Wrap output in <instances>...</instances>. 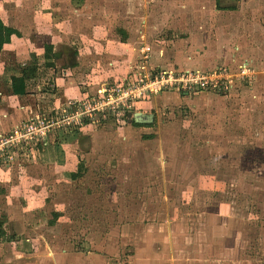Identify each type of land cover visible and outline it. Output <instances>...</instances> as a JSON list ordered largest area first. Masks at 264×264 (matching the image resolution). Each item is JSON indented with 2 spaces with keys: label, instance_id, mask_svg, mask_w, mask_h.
Here are the masks:
<instances>
[{
  "label": "rangeland",
  "instance_id": "1",
  "mask_svg": "<svg viewBox=\"0 0 264 264\" xmlns=\"http://www.w3.org/2000/svg\"><path fill=\"white\" fill-rule=\"evenodd\" d=\"M34 2L36 0L0 1L11 12L17 11L16 7L25 11V8L34 6ZM220 3L233 8H217L215 0H43L41 5L51 9L55 18L71 20L72 28L81 35L80 41L94 34L97 40L104 36L121 41L127 34L132 35L133 28L142 20L140 23L155 25L153 32L158 38L154 36V40L159 39L162 45L167 40L174 41V44L184 42L181 49L175 45L173 52L178 47L179 53L189 50L188 53L198 57L197 51L207 48L204 53L206 63L198 65H209L211 61L207 67L226 64L235 68L248 59L258 74L249 82L236 84L226 95L207 91L187 94L188 97L178 92L176 96L164 95V92L154 94L149 100L132 107V114L141 111L153 115L150 126L140 131L137 138H130V141L120 139L117 143V138H111L108 142L111 148L108 145L90 146L93 155H89V159L92 160L77 180L68 176L70 179L66 182L53 183L51 178H47L46 184H50L48 193H45L48 205L41 207L38 202L45 196L44 192L30 188L24 193L14 192L18 202L13 201L9 205L3 199L5 191L0 185V218L25 216L26 227L36 228L39 223L46 226L40 230L44 229L46 241L58 249L91 250L96 244L105 243L103 238H107L109 232L116 239L118 233L127 232L131 238L122 242L124 253L110 254L109 257L114 264H132L128 257L132 252L129 247L135 248L142 243L148 251L146 247L150 237L155 236L156 240L163 236L166 228L168 230L165 217L171 208L164 195L173 196L175 203L189 196L193 199V202L189 201L193 206L180 204L178 209L180 215L194 219L191 223L184 218L179 219L169 226V230L175 232L177 246H180L184 234L189 236L187 245H197L215 243L222 232H228L226 242L229 246H236L244 258H259L258 264H264V0H220ZM49 16L51 18V14ZM37 24H42V20ZM72 33L71 29L61 38L72 44ZM166 44L173 46L168 41ZM38 46L35 44L34 48L39 49ZM72 46L75 48L76 44ZM132 114L124 122L113 124L123 126L130 122ZM69 139L63 138L65 142ZM121 141L127 142L123 145ZM107 149L142 152L140 160L121 159L125 173L131 174L135 180L143 178V184L150 175V182L157 184L158 190H142L139 197L142 200L135 207L113 203L114 198L119 197V176L112 172V175H107L106 165L111 166V160L100 156ZM31 150L15 152L16 161L9 168L0 166V172L33 166L43 150L40 147ZM75 150L79 149L76 147ZM181 172L188 174L193 182L199 179L204 187L183 194L180 189ZM37 175L38 178L42 176ZM37 175L27 174L30 179ZM2 179L3 175H0ZM170 182H174L172 192L165 189L172 185ZM35 187L37 183L31 188ZM122 193L123 200L134 198L133 192L131 195L128 191ZM196 200L209 204L201 218L197 214L202 208H198ZM217 202L231 203L236 216L226 221L227 229L223 231L215 227L214 205ZM134 215H144L147 221L129 222L128 219ZM155 216L157 218L152 222L151 218ZM203 216H206L205 220ZM43 219H47L46 225L41 223ZM138 231L146 232L142 236L147 240L133 238ZM236 232L237 241L233 240ZM157 243L160 242L153 244L156 246Z\"/></svg>",
  "mask_w": 264,
  "mask_h": 264
},
{
  "label": "crops",
  "instance_id": "2",
  "mask_svg": "<svg viewBox=\"0 0 264 264\" xmlns=\"http://www.w3.org/2000/svg\"><path fill=\"white\" fill-rule=\"evenodd\" d=\"M42 1L36 0L34 6L25 8L26 12L23 11L24 8L18 7H16L17 11L13 10L11 12L12 10L0 3L2 21L18 32L10 36L9 42L3 45L0 52V132L9 130L39 108L59 105L68 99H83L93 94L98 87L120 83L126 78H132L135 72L139 70V66L142 64L140 59L144 56L147 57L144 63L146 68H196L197 66L203 68L211 63L209 61V65H198L206 63L204 53L208 51L207 48L198 50V57L193 53H188L189 50H185V53H179L178 47L173 52L175 45H178L181 49L184 42L174 44V41L167 40L173 46L166 44L167 41L162 45V42L159 43V39L154 40V36L158 38L153 32L155 25L148 26L144 21L140 23L141 19L133 28L134 33L132 35L127 34L121 41L103 38L104 36L97 40L95 34L80 41L81 35L76 32L78 30L72 28L71 20L67 22V18H55V13L51 9L48 10L49 8L41 5ZM45 17H48V19ZM40 20H42V24H37ZM71 29L73 33L70 37L73 39H70V41L72 44H76L75 48L61 38L64 34H68ZM36 40H39L40 43H35ZM181 41H184V39H181ZM35 44L39 45V49L34 48ZM70 47L73 48L74 52ZM46 52H48L47 57ZM177 54L178 57H176ZM14 78H22V89L19 91L14 90ZM163 92L164 95L166 93V95L171 96L178 94L176 91ZM183 94L188 97L186 93ZM112 124V120H107L94 127L83 128L76 133L67 132L64 138L70 139L65 142L63 138H60L45 149L43 148V153L35 159L36 162L33 166H22L15 171L2 170L0 175H3V179L0 180V185L5 191L2 193L5 202L9 205L13 201L18 202V198L13 193L18 191L24 193L29 188L35 192L48 193L47 186H50V184H46L47 178H51L53 183L62 180L66 182L70 178L77 180L88 167L89 161L92 160L89 159V155H93L90 146L105 147L108 145L111 148V145L108 144L111 138H117L116 143L117 141L120 142V139L130 141V138H137L140 131L148 128L147 125H136L131 120L121 127ZM126 142L121 141V143H124L123 145ZM76 147L79 149L78 151L75 150ZM109 149H107L108 151L104 150L103 155L100 156H104L103 159L111 160V166L103 164L107 167V175L115 173L119 176L117 178L118 190H120L118 192L119 197L114 198L113 203L117 202L118 206L131 205L135 207L137 202L142 200L139 198L142 190H158L157 184L150 182V175L143 184V178L135 180L130 176L131 174L127 175L125 173L121 159L125 157V160L129 161H132V158L140 160L142 155L140 153L142 152L136 150L110 151ZM74 173H78V175L71 177ZM27 174H41L42 176L38 178L37 175L36 178L30 179ZM136 174H139V171ZM13 175L16 176L14 180H12ZM6 176H9V178ZM180 176L182 179L180 189L183 194H189L191 191H197L204 187L199 183V179L193 182L186 173L181 172ZM35 183H37V187L31 188ZM171 183L172 185L165 188L166 191L172 192L175 188L173 186L174 182ZM127 191L130 195L133 192L134 198L123 200L125 198L122 192ZM45 197L48 198L45 194L38 201L41 207L48 205ZM164 198L171 208V212L165 217L168 230L166 228L163 236L156 240L155 236L150 237L147 243L148 247H146L148 251H145L143 247L145 244L142 243L135 248L129 247L132 252L127 256L130 257L132 264H258L259 258L257 260L244 258L237 252L236 246L228 245L226 242V238L229 236L228 232H222L218 236L219 240L215 243L197 245L192 243L187 245L186 240L189 236L184 234L183 239L179 242L180 246H177L174 241L175 232L169 230V226L183 218L191 223L194 218L180 215L178 208L180 204L193 206L189 203V201L193 202V199L184 196L181 201L175 203L171 195L165 194ZM195 203H199L198 208H202L201 210L198 209L197 214L201 218V214L204 213L205 207L209 204L203 200H196ZM231 206V203L224 202H217L214 205L216 228H221L222 231L226 230V221L229 218H236ZM118 218L120 220L121 216ZM145 218L144 215L138 217L134 215L128 220L135 223L147 221ZM155 218L157 217L151 218L152 222ZM205 219L206 216H203V220ZM235 220L238 222V218ZM24 222L25 216L21 218L20 216L11 215L7 218H0V264H114L109 257L110 254L114 256L120 255V253L123 254L124 245L122 242L126 238H131L124 231L118 233L117 239L109 232V236L103 238L106 242L96 244L91 250H72L66 247L58 249L46 241V233L43 231L46 226L43 227L39 223L36 229L26 227L27 225H24ZM47 222V219H43L41 223L46 225ZM110 222H113V220H110ZM42 227L44 229L40 230ZM142 233L146 234L144 231H138V233L133 234V238L147 240L142 236ZM235 235H237V232L233 234V240L237 241ZM158 241L160 243L157 244H160V246H155L153 243ZM183 241L185 242L182 243ZM120 263L122 264V262ZM120 263L117 262L116 264Z\"/></svg>",
  "mask_w": 264,
  "mask_h": 264
},
{
  "label": "built area",
  "instance_id": "3",
  "mask_svg": "<svg viewBox=\"0 0 264 264\" xmlns=\"http://www.w3.org/2000/svg\"><path fill=\"white\" fill-rule=\"evenodd\" d=\"M145 57L140 59L142 64L132 78L98 87L83 99H68L59 105L39 108L9 130L0 132V166L9 168L16 161L15 152L43 149L64 138L67 132L76 133L107 120L124 122L131 116L133 106L154 94L207 91L226 95L258 74L250 60L235 68L226 64L209 68H146Z\"/></svg>",
  "mask_w": 264,
  "mask_h": 264
},
{
  "label": "trees",
  "instance_id": "4",
  "mask_svg": "<svg viewBox=\"0 0 264 264\" xmlns=\"http://www.w3.org/2000/svg\"><path fill=\"white\" fill-rule=\"evenodd\" d=\"M215 5H216V7L217 8H223V9H231V8H233V7H231V6H225V5H222L221 3H220V0H215ZM17 34L18 32L15 30V29H13L12 27H10V26H8V25H6L3 21H2V19H1V17H0V52H1V49H2V47H3V45L5 44V43H7V42H9V40H10V36L12 35V34ZM46 57L48 56V52H46ZM14 90L15 91H19V90H21L22 89V78H14ZM131 121H132V123H134V124H136V125H147V126H150V123H136V122H134L133 121V119H131ZM76 175H78V173H74L73 175H72V177H74V176H76Z\"/></svg>",
  "mask_w": 264,
  "mask_h": 264
},
{
  "label": "water",
  "instance_id": "5",
  "mask_svg": "<svg viewBox=\"0 0 264 264\" xmlns=\"http://www.w3.org/2000/svg\"><path fill=\"white\" fill-rule=\"evenodd\" d=\"M132 119L136 123H151L153 121V115L144 114L141 111H135L132 114Z\"/></svg>",
  "mask_w": 264,
  "mask_h": 264
}]
</instances>
